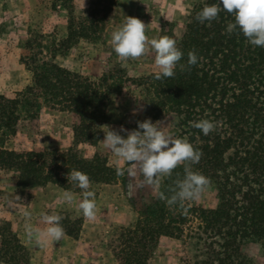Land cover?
Segmentation results:
<instances>
[{
	"label": "trees",
	"instance_id": "16d2710c",
	"mask_svg": "<svg viewBox=\"0 0 264 264\" xmlns=\"http://www.w3.org/2000/svg\"><path fill=\"white\" fill-rule=\"evenodd\" d=\"M114 1L90 0L91 14L101 17L77 28L71 22L66 42L96 39L98 22ZM216 2L200 0L185 23L174 22L168 30L184 53L181 64L195 50L198 63L191 71H181L178 65L173 78L155 80L154 70L138 82L148 87L152 114L168 110L175 118L176 137L186 138L203 153L193 169L210 184L183 210L158 199L151 203L146 217L128 229L125 245L116 252L117 264H149L161 237L183 240L193 254L191 264H264V48L251 46L242 34H225L231 14L222 11L218 20L204 24L195 19L205 4ZM42 53L41 47L34 53L38 57L30 84L13 96L0 94V167L12 173L18 189L54 184L82 191L67 180L72 169L86 173L90 181H112L115 168L100 154L84 157L74 148L19 150L4 145L16 134L24 112L44 107L74 117L71 134L76 141L96 143L102 125L110 122L109 91ZM200 119L214 122L215 131L204 135L190 126ZM178 174L183 177L182 167L162 179L160 190L167 192ZM79 222L62 219L64 233L76 237ZM252 243L261 248L258 258L245 251ZM0 258L7 264H29L27 248L7 225H0Z\"/></svg>",
	"mask_w": 264,
	"mask_h": 264
},
{
	"label": "rangeland",
	"instance_id": "374dc122",
	"mask_svg": "<svg viewBox=\"0 0 264 264\" xmlns=\"http://www.w3.org/2000/svg\"><path fill=\"white\" fill-rule=\"evenodd\" d=\"M200 0H115L103 22L99 21L96 39L78 37L66 42L67 27L89 25L101 17L91 14L90 0H0V94L13 96L32 81L31 67L35 51L61 66L100 83L109 91L107 113L110 122L103 124L102 137L96 142L76 141L71 134L74 117L44 107L38 112L23 113L16 134L4 145L14 149L74 148L80 155L100 154L115 168L116 157L103 145L108 127L128 130L137 127V120L153 122L168 118L166 132L176 137L175 118L168 111L159 116L149 108L148 87L139 79L158 70L155 53L149 48L137 60H121L111 47V33L132 16L145 24L149 39L168 36L174 22L185 23L189 10ZM90 29V28H89ZM37 62V61H36ZM143 105L144 110L133 114ZM121 135L126 133L122 132ZM121 166H126L120 161ZM126 180L116 175L110 182L91 181L95 193L94 220L85 218L78 204L82 191L65 190L54 184L18 189L12 173L0 167V225H7L28 250L29 264H117L116 252L125 245L128 229L145 218L156 198L148 190H140L134 198L126 195ZM73 200L66 202L64 193ZM20 197L18 201L16 197ZM27 209L31 216L26 218ZM41 213L59 214L71 221L80 220L76 237L64 234L60 242L46 247L36 246L26 237V225L44 228ZM245 251L252 257L261 255L259 244H249ZM193 254L181 239L161 237L152 247L149 264H191ZM0 264H7L0 258Z\"/></svg>",
	"mask_w": 264,
	"mask_h": 264
},
{
	"label": "clouds",
	"instance_id": "9594fccd",
	"mask_svg": "<svg viewBox=\"0 0 264 264\" xmlns=\"http://www.w3.org/2000/svg\"><path fill=\"white\" fill-rule=\"evenodd\" d=\"M222 11L233 17V21L226 25L225 34H242L251 46L264 48V0H217L216 3L205 4L196 13L195 19L201 24L211 23L219 19ZM110 41L113 51L121 60H137L150 48L155 53L154 63L158 69L153 76L155 80L173 78L178 65L181 71H191L198 63L195 50H190L186 64H181L184 53L177 42L168 36L149 39L145 24L136 17L127 16L124 24L111 33ZM143 110L144 106L138 105L133 109V114ZM189 123L204 135H209L216 129V124L208 119ZM136 124L137 127L132 130L123 126L119 130L108 127L102 140L104 147L117 158L115 173L126 180V195L132 199L138 191L148 190L169 208L183 210L187 202L197 200L210 184L208 177L193 169L203 153L186 138H177L166 132L167 117L156 122L150 118L137 120ZM122 132L126 136L121 135ZM121 160L126 166H121ZM178 167L183 168V177L179 178L178 174L167 192L161 191L162 179L171 178ZM66 177L69 183L82 190L78 209L85 218L94 220L95 193L90 190L89 176L72 169ZM16 199L21 201L18 196ZM63 199L71 202V192L66 191ZM23 215L30 218L31 213L25 209ZM40 218L45 224L44 228L26 225L28 240L41 248L60 242L65 234L61 224L63 217L59 214L41 213Z\"/></svg>",
	"mask_w": 264,
	"mask_h": 264
}]
</instances>
